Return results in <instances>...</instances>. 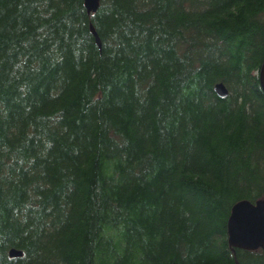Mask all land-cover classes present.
<instances>
[{"label": "trees", "instance_id": "1", "mask_svg": "<svg viewBox=\"0 0 264 264\" xmlns=\"http://www.w3.org/2000/svg\"><path fill=\"white\" fill-rule=\"evenodd\" d=\"M263 59L264 0H0V264H264Z\"/></svg>", "mask_w": 264, "mask_h": 264}, {"label": "water", "instance_id": "2", "mask_svg": "<svg viewBox=\"0 0 264 264\" xmlns=\"http://www.w3.org/2000/svg\"><path fill=\"white\" fill-rule=\"evenodd\" d=\"M87 12H95L101 0H83ZM96 42L100 40L94 33ZM259 82L264 92V59L259 71ZM214 90L220 97H225L228 90L222 82L214 85ZM227 240L232 248L255 250L264 247V199L254 203L248 200L236 202L227 221ZM22 252L10 249V256H20Z\"/></svg>", "mask_w": 264, "mask_h": 264}, {"label": "bare ground", "instance_id": "3", "mask_svg": "<svg viewBox=\"0 0 264 264\" xmlns=\"http://www.w3.org/2000/svg\"><path fill=\"white\" fill-rule=\"evenodd\" d=\"M90 13H92V12H90Z\"/></svg>", "mask_w": 264, "mask_h": 264}]
</instances>
